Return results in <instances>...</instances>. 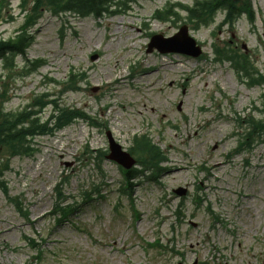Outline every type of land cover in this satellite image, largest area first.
I'll return each instance as SVG.
<instances>
[{
    "label": "rangeland",
    "instance_id": "rangeland-1",
    "mask_svg": "<svg viewBox=\"0 0 264 264\" xmlns=\"http://www.w3.org/2000/svg\"><path fill=\"white\" fill-rule=\"evenodd\" d=\"M193 1L137 0L98 19L39 8L25 63L41 67L28 72L20 57L10 70L0 66L2 110H36L30 103L37 99L49 104L37 115L42 124L58 97L89 120L60 131L47 125L46 134L32 137L30 157L0 153L8 164L6 195L21 199L26 216L0 190V264H264V130L251 125V149L237 150L248 118H264V86L231 62H214L212 46L227 42L248 70L264 73V0H251V18L240 16L232 28H218L223 13L207 27L189 28L202 48L197 59L146 53L152 35L189 26L178 8L172 12L179 18L160 20L156 12ZM20 2L0 0L1 39L23 25ZM69 73L82 81L62 90ZM107 133L125 151L136 135L157 144L165 157L157 182L131 180L123 194L120 168L98 157L107 154ZM60 181L62 196L80 205L73 225L48 216ZM93 187L103 198L82 202ZM179 187L185 196L172 193ZM24 237L43 239L40 261L31 262L36 249Z\"/></svg>",
    "mask_w": 264,
    "mask_h": 264
},
{
    "label": "trees",
    "instance_id": "trees-1",
    "mask_svg": "<svg viewBox=\"0 0 264 264\" xmlns=\"http://www.w3.org/2000/svg\"><path fill=\"white\" fill-rule=\"evenodd\" d=\"M114 0H46L45 2L40 0H22L21 8L27 12L25 21L22 26L18 29L15 36L8 40L0 39V63L3 69H12L13 59L16 56L21 57L24 60V68L28 72H34L41 67V63L38 61L25 63V52L27 48L31 45L33 37L30 33V28L35 24L37 18L40 16L38 12L40 7H46L53 14L64 13V12H75L79 16L93 15L98 17L101 13L108 12V6ZM134 0H119L120 3L117 5L124 6L129 2ZM31 4V6H29ZM225 0H203L201 2H195L193 8L187 9L190 14V19L194 18L195 22L193 26L197 28V23L200 21L201 25H207L210 22L213 13L220 8L228 9L226 21L231 24L232 20L238 16V10L229 7ZM26 7V8H25ZM227 48L221 50L220 56L223 53H227ZM229 58L226 59H230ZM234 58H232L233 60ZM234 66L240 68L244 74H249L248 68L245 62H241L236 58ZM231 60V59H230ZM9 69V70H10ZM75 75H71L66 80V85H75L76 81ZM1 80V77H0ZM254 82L264 83V77L258 76V80H253ZM0 152L5 151L10 156L14 155H27L32 149L28 146V137H33L36 135L45 134L49 129L47 124H39L35 116L36 112H26L19 114L3 113L1 104L6 99L5 90L3 88L6 86L5 83H0ZM76 88V87H74ZM72 109V108H71ZM64 109L61 110L60 116L55 118L54 127L60 128L61 126L67 125L71 122L73 118L81 115L74 111V109ZM260 131L264 129V119L259 121ZM134 150L140 158L139 163L142 166V171H136L134 176L143 175L145 171L150 173V176H156L160 173V168L158 166L159 161L163 160L161 153L156 147L150 144L146 137L136 138L134 141ZM6 161L0 163V177L4 170H7ZM2 182L0 181V187L3 188ZM4 191V190H3ZM57 210L63 213L64 219L72 213L70 206L66 208H60L56 206ZM28 243L32 246H36L32 239H28Z\"/></svg>",
    "mask_w": 264,
    "mask_h": 264
},
{
    "label": "water",
    "instance_id": "water-1",
    "mask_svg": "<svg viewBox=\"0 0 264 264\" xmlns=\"http://www.w3.org/2000/svg\"><path fill=\"white\" fill-rule=\"evenodd\" d=\"M147 48L148 52H150L152 48H155L160 53H178L191 57H197L200 54V49L196 46L195 41L187 36L185 27L180 28L179 31L170 38L164 39L161 36L152 37ZM93 58L94 57L91 59L93 60ZM108 158L122 164L126 168L133 163L129 156L122 153L120 148L111 140L110 155Z\"/></svg>",
    "mask_w": 264,
    "mask_h": 264
}]
</instances>
